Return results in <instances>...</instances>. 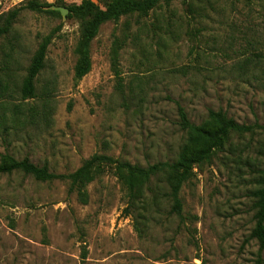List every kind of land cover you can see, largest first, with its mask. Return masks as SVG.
<instances>
[{"label":"rangeland","instance_id":"1","mask_svg":"<svg viewBox=\"0 0 264 264\" xmlns=\"http://www.w3.org/2000/svg\"><path fill=\"white\" fill-rule=\"evenodd\" d=\"M27 1L0 0V12ZM53 10H22L13 44L0 39L1 74L11 81L0 89L7 105L22 102L18 87L48 34L58 76L48 121L21 114L13 120L18 114L5 110L0 152L29 156L58 173L74 171L94 153L147 165L177 157L185 139L179 105L196 123L209 109H223L241 123L264 124V0H175L140 23L126 16L105 22L92 41L91 71L80 81L74 76L80 22ZM117 38L124 40L119 48ZM262 168L264 130L233 134L183 185L180 215L171 211L163 183L157 197L147 189L128 208L112 167L89 184L87 204L66 180L0 174V264H255L259 245L248 236ZM261 256L264 264V250Z\"/></svg>","mask_w":264,"mask_h":264},{"label":"trees","instance_id":"2","mask_svg":"<svg viewBox=\"0 0 264 264\" xmlns=\"http://www.w3.org/2000/svg\"><path fill=\"white\" fill-rule=\"evenodd\" d=\"M173 1L175 0H74V3L64 6L69 10L67 17L76 18L80 22L81 39L74 65L77 81L91 71V45L103 23L118 21L122 16L133 17L134 22L140 23L151 11L161 5H170ZM52 5L54 3L49 1L28 0L23 5L0 12V39L7 38L8 45L13 44L9 36L22 10L55 14L57 11L51 8ZM51 41L52 35L48 34L39 42L18 87L22 102L40 98V106L33 104L25 107L22 102H8L9 106L4 100H0V123L5 121L6 109L18 114L13 120L21 119L19 114L29 117L41 116L45 121L50 119L53 89L58 81L55 65L48 56ZM123 41L117 38L116 48L121 47ZM247 61L249 57L245 59V63ZM48 68L53 70L51 77L41 80L42 73ZM120 73L119 67H116L117 88L124 93ZM10 83L8 74L3 77L0 68V89L8 90ZM39 83L41 93L37 91ZM178 116V124L185 132V139L173 160H159L140 165L108 154L94 153L85 158L74 171L58 173L53 171L48 163H35L29 156L17 158L10 152H0V174L21 171L40 181L66 180L69 183V192L75 193L80 203L87 204L90 200L89 184L102 175L106 168L112 167L125 190L128 208H135L137 202L144 198L147 189L156 193L157 197L159 183H163L166 188L164 195L171 202V211L180 215L183 208L181 189L185 182L196 174V168L212 163L218 152L230 142L233 134L255 133L258 129L264 130V124L241 123L223 109H209L205 119L196 123L189 118L186 109L181 105L178 106ZM252 196L255 223L248 239H256L258 242V258L255 264H260L264 250V168L260 170Z\"/></svg>","mask_w":264,"mask_h":264},{"label":"water","instance_id":"3","mask_svg":"<svg viewBox=\"0 0 264 264\" xmlns=\"http://www.w3.org/2000/svg\"><path fill=\"white\" fill-rule=\"evenodd\" d=\"M51 8H58L61 10V13L63 14V16L66 18L67 13L69 12L67 7H56L55 5H52Z\"/></svg>","mask_w":264,"mask_h":264}]
</instances>
